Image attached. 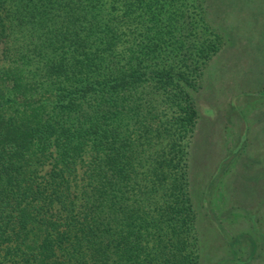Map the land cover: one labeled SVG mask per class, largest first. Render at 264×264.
I'll return each instance as SVG.
<instances>
[{"label":"trees","instance_id":"1","mask_svg":"<svg viewBox=\"0 0 264 264\" xmlns=\"http://www.w3.org/2000/svg\"><path fill=\"white\" fill-rule=\"evenodd\" d=\"M207 1L0 0V264H198Z\"/></svg>","mask_w":264,"mask_h":264},{"label":"rangeland","instance_id":"2","mask_svg":"<svg viewBox=\"0 0 264 264\" xmlns=\"http://www.w3.org/2000/svg\"><path fill=\"white\" fill-rule=\"evenodd\" d=\"M207 3L220 45L194 92L188 175L198 264H264V0Z\"/></svg>","mask_w":264,"mask_h":264},{"label":"crops","instance_id":"3","mask_svg":"<svg viewBox=\"0 0 264 264\" xmlns=\"http://www.w3.org/2000/svg\"><path fill=\"white\" fill-rule=\"evenodd\" d=\"M256 43V42H255ZM257 44V43H256ZM258 45V44H257ZM260 48L264 51V42H262L261 43V46H260ZM259 55H260V60L262 61V62H264V55L263 54H261V52L259 51ZM263 59H262V58Z\"/></svg>","mask_w":264,"mask_h":264}]
</instances>
